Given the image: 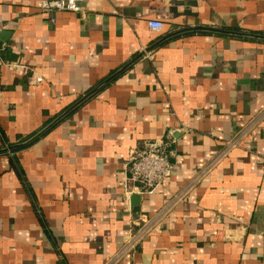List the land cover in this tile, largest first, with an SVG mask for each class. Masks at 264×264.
<instances>
[{
	"label": "crops",
	"instance_id": "0c3cea01",
	"mask_svg": "<svg viewBox=\"0 0 264 264\" xmlns=\"http://www.w3.org/2000/svg\"><path fill=\"white\" fill-rule=\"evenodd\" d=\"M41 1L0 0V149L171 33L264 36V0H83L76 14ZM154 140L173 142L171 177L126 198L128 155ZM0 264H264V41L176 35L0 154Z\"/></svg>",
	"mask_w": 264,
	"mask_h": 264
},
{
	"label": "built area",
	"instance_id": "2783aa9c",
	"mask_svg": "<svg viewBox=\"0 0 264 264\" xmlns=\"http://www.w3.org/2000/svg\"><path fill=\"white\" fill-rule=\"evenodd\" d=\"M83 0H42L39 10L42 13H53L67 11L80 13V3ZM54 20L51 19V22ZM163 20L161 18L151 19L147 22L149 31L161 33L163 30ZM5 50V45L0 42V58ZM5 67L13 68V65L4 63ZM33 82H41L39 77H33ZM244 133H240L237 138L229 143L233 146ZM173 142L164 140H154L145 143L141 150H133L129 153L125 163L126 178L122 183L123 195L129 198L132 195L139 197L152 195L161 189L171 177L173 170ZM204 172H207L205 170ZM203 172V173H204ZM199 177V176H198ZM149 231V225H144L135 233L130 235L120 251L115 255L114 261L129 254L139 244Z\"/></svg>",
	"mask_w": 264,
	"mask_h": 264
},
{
	"label": "water",
	"instance_id": "95a60500",
	"mask_svg": "<svg viewBox=\"0 0 264 264\" xmlns=\"http://www.w3.org/2000/svg\"><path fill=\"white\" fill-rule=\"evenodd\" d=\"M188 31H195V32H207V33H214L224 36H233V37H240V38H248V39H254V40H261L264 41V36L256 35V34H250V33H242V32H235V31H228V30H222V29H215V28H205V27H195L191 29H185L183 31H178L175 33H171L164 38L160 39L153 45L147 47L144 49V51L140 52L137 56H135L133 59H131L128 63H126L123 67L118 69L115 73H113L111 76H109L107 79H105L103 82H101L99 85L94 87L91 91H89L86 95L81 97L78 101H76L73 105H71L66 111H64L61 115H59L57 118H55L52 122H50L48 125H46L43 129H41L38 133H36L33 137L28 139L27 141L12 145L8 148L0 149V154L8 153L11 151H16L19 149H22L34 141H36L39 137H41L45 132H47L51 127H53L55 124H57L59 121L66 118L72 111L77 109L81 104H83L86 100H88L90 97H92L95 93H97L99 90H101L104 86H106L108 83L116 79L118 76L123 74L125 71H127L133 64H135L138 60L143 58L146 54L150 53L155 47L166 41L167 39L173 38L176 35H179L184 32ZM132 200L137 201L138 197L133 196Z\"/></svg>",
	"mask_w": 264,
	"mask_h": 264
}]
</instances>
